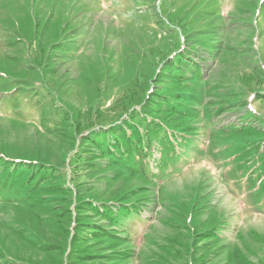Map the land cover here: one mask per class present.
I'll return each mask as SVG.
<instances>
[{
    "label": "rangeland",
    "instance_id": "1",
    "mask_svg": "<svg viewBox=\"0 0 264 264\" xmlns=\"http://www.w3.org/2000/svg\"><path fill=\"white\" fill-rule=\"evenodd\" d=\"M0 264H264V0H0Z\"/></svg>",
    "mask_w": 264,
    "mask_h": 264
},
{
    "label": "trees",
    "instance_id": "2",
    "mask_svg": "<svg viewBox=\"0 0 264 264\" xmlns=\"http://www.w3.org/2000/svg\"><path fill=\"white\" fill-rule=\"evenodd\" d=\"M156 95V94H155ZM156 96H161V97H164L165 98V96L162 94V95H160V94H158V95H156ZM171 108H174V107H171ZM258 148V147H257ZM3 166V165H2ZM12 166H13V164H12ZM42 166V168L44 167V169L46 170V172H47V169L48 168H45V166L44 165H41ZM42 170V169H41ZM32 174V173H31ZM49 179V178H48ZM46 180V177L43 175V174H41V171H40V180H39V183H41V182H43V181H45ZM26 183H29V180L28 179H26ZM50 189H52V188H50ZM60 191H62L63 189H59ZM64 191V190H63ZM42 193V192H41ZM33 198V197H32ZM31 198V199H32ZM35 198V197H34ZM61 198V197H60ZM38 200V202L40 203L41 202V200L40 199H42V197H41V195H39V197L37 198ZM62 199H64V198H62ZM29 206V205H28ZM30 206H32L31 204H30ZM106 208H104V210L103 211H100V210H98L97 212H100L101 214L102 213H105L104 215L106 216V219H108V221H110L109 223H113V224H115V225H117L118 223H119V219L120 218H122V217H126L127 216V214L129 213V210H127V206H124V208L123 209H120V207L118 208V210L120 209V211L119 212H110L109 210H108V208L106 209V210H108V212H106V210H105ZM122 210H126V211H122ZM70 249V248H69ZM70 254L72 255V252H71V249H70Z\"/></svg>",
    "mask_w": 264,
    "mask_h": 264
},
{
    "label": "crops",
    "instance_id": "3",
    "mask_svg": "<svg viewBox=\"0 0 264 264\" xmlns=\"http://www.w3.org/2000/svg\"><path fill=\"white\" fill-rule=\"evenodd\" d=\"M257 22V21H256Z\"/></svg>",
    "mask_w": 264,
    "mask_h": 264
}]
</instances>
